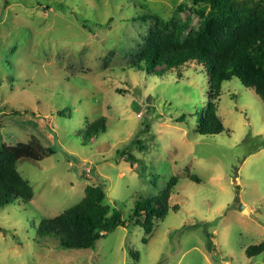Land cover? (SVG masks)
Listing matches in <instances>:
<instances>
[{
	"label": "rangeland",
	"instance_id": "1",
	"mask_svg": "<svg viewBox=\"0 0 264 264\" xmlns=\"http://www.w3.org/2000/svg\"><path fill=\"white\" fill-rule=\"evenodd\" d=\"M197 9L191 0H0V148L35 159L16 163L31 200L0 207V264H223L213 249L229 264L248 262L245 248L264 240V102L238 79L224 82V131L200 135L202 66L180 76L130 66L152 26L142 15L188 22L189 32ZM99 117L105 131L87 136ZM172 177L168 204L178 209L155 219L150 236L129 222L93 248L60 249L36 234L87 185L100 184L129 221L136 200ZM236 196L245 211L232 207Z\"/></svg>",
	"mask_w": 264,
	"mask_h": 264
},
{
	"label": "trees",
	"instance_id": "2",
	"mask_svg": "<svg viewBox=\"0 0 264 264\" xmlns=\"http://www.w3.org/2000/svg\"><path fill=\"white\" fill-rule=\"evenodd\" d=\"M191 1L198 7L200 24L189 32L188 22L162 20L155 14L141 16L142 20H152V26L143 44L129 55L130 66L158 76L172 69L180 76L181 69L202 66L207 74V100L196 132L216 135L224 131L217 113V99L224 82L236 78L264 102V0L249 6L240 0ZM176 121H183V117ZM84 131L90 137L104 132V118L88 122ZM122 153L135 166L137 159L127 149ZM22 158L35 160L22 150L0 148V207L15 201L27 203L33 197L31 186L16 168ZM176 182L177 178L172 177L158 195L140 196L129 221L105 202L106 194L100 184L87 185L84 196L76 204L54 217L42 218L36 234L55 238L60 249L93 248L98 239L129 222L140 225L145 235L150 236L155 219L164 217L170 209H178L177 205L168 204ZM263 249L264 240L248 246L244 253L250 258Z\"/></svg>",
	"mask_w": 264,
	"mask_h": 264
},
{
	"label": "water",
	"instance_id": "3",
	"mask_svg": "<svg viewBox=\"0 0 264 264\" xmlns=\"http://www.w3.org/2000/svg\"><path fill=\"white\" fill-rule=\"evenodd\" d=\"M237 194L238 192L236 193V195ZM232 207L238 210H242V211L246 210L244 205L240 202V199L238 196L235 197ZM249 214L251 217L254 216L251 212H249ZM213 253H214L215 258L221 260L223 264H229L228 259L225 257H221L220 254L215 249H213ZM247 264H264V249L260 253L250 257Z\"/></svg>",
	"mask_w": 264,
	"mask_h": 264
},
{
	"label": "crops",
	"instance_id": "4",
	"mask_svg": "<svg viewBox=\"0 0 264 264\" xmlns=\"http://www.w3.org/2000/svg\"><path fill=\"white\" fill-rule=\"evenodd\" d=\"M247 264V263H246Z\"/></svg>",
	"mask_w": 264,
	"mask_h": 264
}]
</instances>
